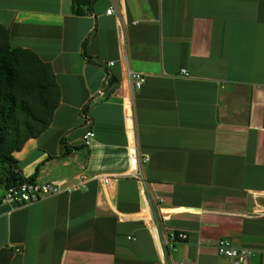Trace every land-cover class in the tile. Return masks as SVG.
<instances>
[{
    "label": "crops",
    "instance_id": "0c3cea01",
    "mask_svg": "<svg viewBox=\"0 0 264 264\" xmlns=\"http://www.w3.org/2000/svg\"><path fill=\"white\" fill-rule=\"evenodd\" d=\"M116 3L110 17L107 0H0L13 48L49 63L61 90L50 128L14 155L23 175L89 179L26 206L3 204L0 183V251L11 264H235L216 251L227 239L264 264V0ZM127 68L146 76V191L131 176ZM173 233L187 240L164 254Z\"/></svg>",
    "mask_w": 264,
    "mask_h": 264
},
{
    "label": "trees",
    "instance_id": "16d2710c",
    "mask_svg": "<svg viewBox=\"0 0 264 264\" xmlns=\"http://www.w3.org/2000/svg\"><path fill=\"white\" fill-rule=\"evenodd\" d=\"M60 101L52 66L31 50L13 48L9 30L0 25V183L6 189L34 182L14 155L50 128ZM13 256L3 249L0 264H11Z\"/></svg>",
    "mask_w": 264,
    "mask_h": 264
},
{
    "label": "built area",
    "instance_id": "2783aa9c",
    "mask_svg": "<svg viewBox=\"0 0 264 264\" xmlns=\"http://www.w3.org/2000/svg\"><path fill=\"white\" fill-rule=\"evenodd\" d=\"M110 2V6L106 11V15L110 17H118L119 11L117 8L116 0H107ZM183 75L188 77V74L184 71ZM146 82V76L142 73L133 72L129 68L125 74L124 84V114L126 120L127 137L129 140V149L133 158V169L131 176L136 178L143 189L146 191L145 180L142 175L141 168L149 161V156H142L139 153L136 140V121H135V100L137 94L141 91ZM94 133H87L84 136V142L86 145L90 144V141L94 139ZM78 182L72 186H66L64 183H37V182H25L21 185L6 189L2 198L3 204H16V205H31L38 203L46 198L59 196L63 193L71 194L81 190H87L89 179L85 176H79ZM105 188H110L112 185V179L104 177L100 179ZM150 227L156 228L153 222H150ZM187 240L185 234H171L167 241L162 243V250L164 254L168 255V248H173L175 244L184 242ZM217 254L220 257L233 260L235 264H246L249 258L253 255V252L248 249L237 248L230 240L220 239L216 248ZM173 264V263H172ZM175 264H189L187 262H179Z\"/></svg>",
    "mask_w": 264,
    "mask_h": 264
}]
</instances>
